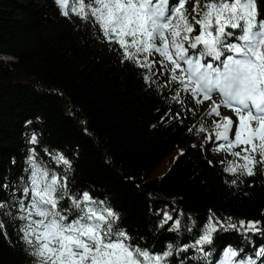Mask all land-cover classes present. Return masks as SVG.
Returning a JSON list of instances; mask_svg holds the SVG:
<instances>
[{
    "label": "trees",
    "instance_id": "16d2710c",
    "mask_svg": "<svg viewBox=\"0 0 264 264\" xmlns=\"http://www.w3.org/2000/svg\"><path fill=\"white\" fill-rule=\"evenodd\" d=\"M254 3L256 18L264 19V0ZM74 4L79 11L78 0H68L65 16L56 0H0V183L8 185L0 201L12 205L20 197L35 149L38 162L67 177L70 193L90 191L111 207L131 242L158 254L172 244L166 264H216L228 249L236 259L262 264L264 165L252 176L225 172L229 160L241 161L211 147L204 139L211 128L188 131L218 117H206L208 106L195 104L189 113L170 99V88L146 83L147 69L121 62L119 45L75 14ZM48 153L62 154L70 166ZM61 206L70 208V201ZM6 211L0 210V264H35L22 222ZM164 212L180 219L178 231L168 230L172 221L160 227ZM213 214L237 227L218 226L211 242L182 251L214 222ZM241 220L259 221L261 231L241 229Z\"/></svg>",
    "mask_w": 264,
    "mask_h": 264
},
{
    "label": "snow or ice",
    "instance_id": "6c2138e0",
    "mask_svg": "<svg viewBox=\"0 0 264 264\" xmlns=\"http://www.w3.org/2000/svg\"><path fill=\"white\" fill-rule=\"evenodd\" d=\"M187 2L78 0L79 11L76 4L72 11L97 26L108 43L119 45L121 62L131 61L147 69L146 83L159 82V87L170 88V99L187 112L196 109L187 106L183 97L195 105L209 101L206 117L219 119L202 118L199 126L193 125L188 131L204 133L211 128L204 139L219 141L216 151L241 161L229 160L224 171L252 176L257 164L264 165V19L257 20L254 0H194L190 13L185 8ZM56 3L67 16L68 0ZM165 76L167 79L160 81ZM214 94L220 97L219 103L213 100ZM222 107L232 110L235 118L222 117ZM180 116L177 112L176 118ZM30 142H37L35 135ZM30 151L27 177H21V196L12 205L0 201V210L7 209L5 215L22 222L21 238L31 246L35 264H166L172 244L158 254L131 242L130 235L116 224L118 216L111 207L86 191L70 193L67 177L38 162L35 149ZM48 155L57 164L70 166L62 154ZM231 183L236 184V180ZM7 187L0 183V188ZM65 199L70 201V208L61 206ZM209 219L214 222L206 226L195 244L184 245L182 251L211 242V233L218 226L237 227L221 223L214 214ZM169 221V231L180 229V219L174 220L168 212L163 213L160 227ZM258 224L239 221L240 228L247 231H261ZM4 228L0 220V231ZM257 255L264 257V249ZM237 256V251L225 250L217 264H255L251 258Z\"/></svg>",
    "mask_w": 264,
    "mask_h": 264
},
{
    "label": "rangeland",
    "instance_id": "374dc122",
    "mask_svg": "<svg viewBox=\"0 0 264 264\" xmlns=\"http://www.w3.org/2000/svg\"><path fill=\"white\" fill-rule=\"evenodd\" d=\"M187 8H188V10H190L191 9V7H192V4L189 2V0H188V2L186 3V5H185ZM255 12H256V5H255ZM258 21H259V19H257ZM183 98H185V100H186V104H187V106H189V107H194V104H191V102H190V100L188 99V98H186V97H183ZM213 99H215V100H220V97L218 96V95H213ZM201 106H203V108H207V106H208V101H205L204 102V104H202ZM225 108V110H220L221 111V116L223 117V116H230V117H233V118H235V113L232 111V110H230L229 108H226V107H224ZM219 119V118H218ZM216 143H219V141H217V142H215L214 144H212L213 146H211V147H214V148H216ZM201 144L202 145H205L204 144V139H201ZM237 151H239V148H237ZM207 152H209V149L207 150ZM255 156H256V154H255ZM56 171H57V168L55 169ZM89 192V194L91 195V192L90 191H88ZM21 196V195H20ZM223 259V258H222ZM222 259L220 260V261H222ZM219 261V262H220ZM217 264V263H216Z\"/></svg>",
    "mask_w": 264,
    "mask_h": 264
}]
</instances>
